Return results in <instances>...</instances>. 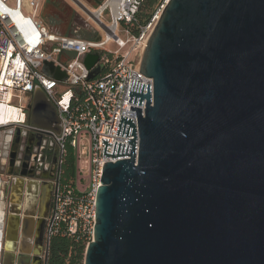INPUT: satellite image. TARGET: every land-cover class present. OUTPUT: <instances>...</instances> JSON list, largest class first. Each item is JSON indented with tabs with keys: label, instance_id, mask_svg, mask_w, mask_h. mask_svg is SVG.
Here are the masks:
<instances>
[{
	"label": "water",
	"instance_id": "obj_1",
	"mask_svg": "<svg viewBox=\"0 0 264 264\" xmlns=\"http://www.w3.org/2000/svg\"><path fill=\"white\" fill-rule=\"evenodd\" d=\"M83 61L90 80L102 74L98 53ZM141 72L153 96L133 80L129 103L147 101L144 112L131 107L138 138L121 116L116 136L134 139L112 154L102 140L105 157L126 159L104 166L84 264H264V0H170ZM46 107L57 112L35 99L29 122L58 132ZM14 189L19 228L32 217L30 190ZM3 252L0 264L30 262L14 243Z\"/></svg>",
	"mask_w": 264,
	"mask_h": 264
},
{
	"label": "built area",
	"instance_id": "obj_2",
	"mask_svg": "<svg viewBox=\"0 0 264 264\" xmlns=\"http://www.w3.org/2000/svg\"><path fill=\"white\" fill-rule=\"evenodd\" d=\"M75 8L106 33L105 41L86 37H61L52 33L38 19L44 0H0V131L10 128L30 129L29 106L36 89H41L57 108L60 129L50 133L62 158L69 149L75 159L74 176L59 181L47 220V255L55 237L79 239L86 248L94 241L97 223V196L106 163L124 158L104 156L103 139H108L107 153L115 142L128 145L133 137L116 136L121 116L133 120L138 131L137 112L143 106L129 103L131 82L151 85L153 79L142 74L141 63L149 40L170 0H163L147 25L138 21L143 0H104L90 11L80 0H72ZM108 16L110 24L103 18ZM128 39L118 36L121 31ZM96 35L98 32L94 31ZM114 43L118 49H111ZM98 53L104 70L94 80L83 57ZM60 67L66 78H55ZM46 71L44 70L45 67ZM14 113L17 116H14ZM138 138V135H137ZM85 248V249H86Z\"/></svg>",
	"mask_w": 264,
	"mask_h": 264
},
{
	"label": "flooded vegetation",
	"instance_id": "obj_3",
	"mask_svg": "<svg viewBox=\"0 0 264 264\" xmlns=\"http://www.w3.org/2000/svg\"><path fill=\"white\" fill-rule=\"evenodd\" d=\"M60 119L58 111L48 117L45 125H59ZM10 143V147H8ZM1 145L6 152L0 155V179H4V195L7 201L11 203L14 199L15 182L13 177L24 179L29 187L27 212L32 213V217L25 220V225L18 228L19 247L28 249L32 244L35 256L32 262L23 260L22 264H47L49 255H47L46 227L50 216L53 194L55 186L59 181L68 179L72 176L71 163L62 158L50 133L45 129L35 130L34 128L21 130L17 132L9 142L3 138ZM17 146V149H16ZM1 149V148H0ZM3 167H5L3 169ZM12 168L7 173L8 168ZM72 178V177H71ZM34 198L36 204L34 205ZM15 210L14 207L12 209ZM7 214L5 217V226L3 227V238L7 237L9 227L15 228V220L12 219L14 213ZM10 216H12L10 218ZM4 253L1 251L0 262H4Z\"/></svg>",
	"mask_w": 264,
	"mask_h": 264
},
{
	"label": "rangeland",
	"instance_id": "obj_4",
	"mask_svg": "<svg viewBox=\"0 0 264 264\" xmlns=\"http://www.w3.org/2000/svg\"><path fill=\"white\" fill-rule=\"evenodd\" d=\"M80 1L85 3L90 11H94L97 9L98 2L102 0ZM38 13L39 21H41L45 26H48L51 32L61 37H69V27L72 25L70 29L74 33L75 37L82 36L90 39L95 36V38L91 40H95L98 42L105 41L106 39V33L99 31L93 22H90V24L85 23L87 16L77 11L72 0H44ZM48 15L56 19L57 26L55 28H51L48 25L45 18ZM103 20L108 25L110 24V19L108 16H105ZM122 29L123 26H121V31L118 32V36L123 41H126L128 37L122 32ZM94 31L98 32V35H96ZM109 46L111 47V49H118L114 43L110 44ZM1 143L2 139H0V155H3V153H5L6 151L2 150L3 145H1Z\"/></svg>",
	"mask_w": 264,
	"mask_h": 264
},
{
	"label": "trees",
	"instance_id": "obj_5",
	"mask_svg": "<svg viewBox=\"0 0 264 264\" xmlns=\"http://www.w3.org/2000/svg\"><path fill=\"white\" fill-rule=\"evenodd\" d=\"M103 1L104 0L99 1L97 6L101 5ZM162 1L163 0H143L140 12L138 14V21L141 25L144 26L150 22L152 16ZM45 18L51 28H55L57 26L55 18L51 17L50 15L46 16ZM71 27L72 25L69 27V37H75L74 33L70 29ZM77 37L82 38V36H76L75 39ZM66 159L71 163V177H73L75 173V159L72 149H69ZM71 177L68 179H63L62 182L68 183ZM85 248L86 244L79 239H70V237H55L51 243L49 260L47 264H84L86 254Z\"/></svg>",
	"mask_w": 264,
	"mask_h": 264
},
{
	"label": "crops",
	"instance_id": "obj_6",
	"mask_svg": "<svg viewBox=\"0 0 264 264\" xmlns=\"http://www.w3.org/2000/svg\"><path fill=\"white\" fill-rule=\"evenodd\" d=\"M35 99H38V100H41L43 102H46L48 103L51 102L49 100V98L47 97V95L44 93V91H42L41 89H36L35 92L33 93L32 97H31V103L30 105L33 103V101ZM52 103V102H51ZM53 104V103H52ZM54 105V104H53ZM57 112H53L52 110L48 109L47 107L44 109V112H43V115H44V118H45V122L48 121V117L50 115H54L56 114ZM29 114H30V110H29ZM31 125V123H30ZM32 126V125H31ZM58 129H60V124L57 126V125H52ZM23 131V130H26V129H21V128H10V129H6V130H1L0 131V139L3 140V138H5L8 142L14 138V136L17 134V132L19 131ZM8 147H10V143H8ZM16 149H17V146H16ZM5 167H3L4 169ZM2 169L0 168V171ZM12 171V168H8L7 169V173H10ZM5 178V177H4ZM14 181L15 182L14 184H19V182L21 181L22 184H26V182H24L25 180L22 179V178H17V177H13ZM5 179H0V250L1 251H4L5 250V247L8 243H14L15 245V249L18 253V250H22V252L25 253L26 257L30 260V262H32V260L34 259V256H35V251L34 250V247L33 245L31 244L30 247L28 249H23V247H19V235H18V228H12V230H14V235H15V240L12 239V240H9L7 238H3V227L5 226V217L7 214H9L11 212V210L13 209V206L12 204L7 201V199L5 198V195H4V187H5ZM13 212V210H12ZM12 216H10L11 218ZM13 219V218H12ZM11 227V226H10ZM18 229V230H17ZM13 248V247H12ZM0 251V252H1ZM1 255V253H0Z\"/></svg>",
	"mask_w": 264,
	"mask_h": 264
},
{
	"label": "bare ground",
	"instance_id": "obj_7",
	"mask_svg": "<svg viewBox=\"0 0 264 264\" xmlns=\"http://www.w3.org/2000/svg\"><path fill=\"white\" fill-rule=\"evenodd\" d=\"M14 116H17V114H16V113H14Z\"/></svg>",
	"mask_w": 264,
	"mask_h": 264
}]
</instances>
